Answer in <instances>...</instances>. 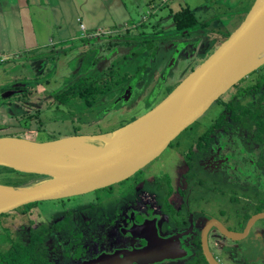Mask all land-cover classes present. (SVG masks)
I'll return each instance as SVG.
<instances>
[{
	"label": "flooded vegetation",
	"instance_id": "1",
	"mask_svg": "<svg viewBox=\"0 0 264 264\" xmlns=\"http://www.w3.org/2000/svg\"><path fill=\"white\" fill-rule=\"evenodd\" d=\"M245 14L246 12L243 18ZM97 47L89 52L95 54L98 49H102L99 45ZM205 47L206 43L203 45V48ZM158 48V46L151 48L153 57ZM114 52L112 51L111 55ZM105 53L107 54L106 51ZM141 54L136 56L139 57ZM263 67L264 64L256 69L258 73ZM100 76L101 79L104 78V75ZM135 83L128 82L123 88L118 84L109 98L116 96L117 102L130 100ZM129 85H133L132 92L128 98L121 97L124 96V90ZM263 88L264 83L259 90L262 91ZM250 91L256 92V90ZM236 97L234 96V99L240 101ZM104 99L101 97L99 101L104 103ZM261 101L263 100L259 102L264 108ZM262 114L264 118V111ZM236 128L231 132L211 122L198 130L187 145L179 150L174 149L171 168L164 169L161 166L162 169L158 168L157 171L156 168L148 169V166L169 146L173 147L171 142L184 130L181 131L159 156L127 178L136 175L133 182L123 184L124 186L127 184L126 189H116L114 185L123 183L127 179L101 188L110 194L125 191V194L129 193L130 196L121 206L118 202L121 199L114 198L115 202L98 207L100 212L95 216L94 222L83 214L77 217L72 215L75 210L80 212L83 207L84 214L88 209H94L96 206L93 201H88L80 209H75V206L65 209L60 207L57 211H61V214L58 217L52 215L53 221L50 224L46 221L47 218H44L45 215L41 211L43 207L40 206L38 212L48 225L64 218L68 219L64 228L53 230L51 236L48 237L47 234L44 237V251H47L46 256L49 260L47 262L51 261V264H210L209 256L218 264H224L221 260H230L231 256L237 255L236 252L242 254L244 251L248 253L259 251L263 259L261 258L258 263L248 261V264H264V218L256 219L240 239L224 235L213 224L218 221L227 230L241 233L244 232L252 215L264 212V140L259 142L251 137L248 132L251 129L242 132V129L236 130ZM254 129L255 126H252L253 131ZM95 135H103V133ZM38 178V180L42 179V177ZM95 191L87 193L88 195L92 192L97 193ZM247 193L249 196L245 195ZM77 196L80 195L67 199L74 201ZM217 201L223 203L225 208L220 205L215 210L214 204ZM57 202L64 204L62 201ZM258 207L261 208L260 211L256 210ZM259 223L263 225L258 226ZM223 238L237 244L232 248L231 255L227 246H221L220 253L213 249V246L217 247L220 244L219 239L221 241ZM239 242L247 244L240 246ZM91 243L93 249L90 247ZM146 249L147 251L144 252Z\"/></svg>",
	"mask_w": 264,
	"mask_h": 264
},
{
	"label": "rangeland",
	"instance_id": "2",
	"mask_svg": "<svg viewBox=\"0 0 264 264\" xmlns=\"http://www.w3.org/2000/svg\"><path fill=\"white\" fill-rule=\"evenodd\" d=\"M252 1L254 0H178L179 7L172 9L173 12H170L168 4L164 3L167 6L161 8L155 15L150 16L138 30L132 33L129 31L128 35L123 33L121 37L126 39L122 38L120 41L124 43H120L119 40L111 37V34L98 40L99 43L102 42L101 44L95 41V45L98 46L99 44L102 49L97 50L94 56L89 51H80L83 47L81 40H78L81 42L80 45H77V43L73 45L74 49L70 47L67 52H60L58 57L56 54L54 56L51 53L49 55L45 54V62L42 61L38 69L42 74L38 76L33 75L31 63L17 66L16 69L20 71V77H16L17 75L13 76L8 73L13 67L12 65H7V62H0V136H17L35 141H46L77 134H105L119 128L122 124H126L156 105L167 95L168 88H174L191 72L192 68L207 58L206 56H209L208 54L214 47L210 34L216 38L222 31L235 29L243 20L241 12L247 10V13L251 8ZM185 7H189L192 12L195 11L194 17L197 22L195 21V26L179 29L176 27L173 14L178 12V10L175 11L176 9L180 11ZM209 10L212 11V15L205 19L203 17L206 16L204 12H209ZM204 43H206L205 48H203ZM157 46L159 48L153 57L150 50L152 47ZM84 49L88 50L86 45H84ZM112 51L116 52L111 55ZM85 52L90 54L87 55ZM43 53H47V51ZM140 53L142 54L139 57L136 56ZM176 54L178 56L174 59ZM77 57H81V60L77 61ZM3 71L4 73H2ZM111 71L121 73V75L126 74L124 84L136 82L129 102L123 100L117 102L116 96L114 98L103 96V99L105 98L104 103L96 104V107L93 106L96 109L92 111L96 115L92 116L85 115L83 108H77V105L82 102L79 97L75 98L69 107L66 104L59 106L52 104L54 96L66 85L75 82V80L81 83L100 82L102 77L100 75H104L106 72L111 73ZM259 74L264 75V67ZM81 76L83 77L81 78ZM117 77L115 75L113 79ZM245 83L246 81H239L221 95L217 101L213 102L202 116L171 142L173 147L169 146L161 156L148 166V169L156 168L157 171L161 166L164 169L171 168L173 166L171 157L175 155L174 149L179 150L187 145L198 130L211 123L223 111L220 100L231 94L237 85L240 86ZM236 96L241 103L246 104L257 102L259 93L248 91ZM6 102L9 103L7 106ZM261 103L264 104V100ZM99 105L103 106L99 107ZM71 114H74L75 117H71ZM66 115L68 118H66ZM237 125L241 128L240 124ZM243 131L247 132V130ZM248 132L251 137L254 135L253 130ZM260 174L261 172L258 173V175ZM21 176V174L15 172H1L0 183L14 182ZM25 176L29 177L30 175ZM135 177L136 175L123 181V183L115 184L114 188L126 189L127 184L133 182ZM33 179L38 180L39 178ZM125 182L128 183L124 186ZM96 191L97 193L92 192L90 195L86 193L77 196L74 201L64 198L62 200L64 204L48 200L39 201L37 206L38 209L43 207V209L41 208L42 213L45 215L43 217L47 218L46 221L50 224L53 221L52 215L58 217L61 214V211H57L60 207L65 209L75 206V209H80L88 201H93L96 206L94 209H88L84 214L85 208L83 207L80 212L75 210L72 215L77 217L83 214L94 222L95 216L100 212L98 207L115 202L114 198L121 199L118 201L121 206L126 198L130 196L129 193L125 194V191L116 194H110V192L103 189ZM245 195L249 196L248 193ZM250 201L252 200L250 199ZM219 202L217 201L214 204L215 210L220 205L224 207L223 203ZM12 212V214L0 218V245L4 242H2V236L6 232H9L18 240L22 239L23 234L26 233L21 228L24 223L21 220V215L16 210H12ZM217 217L220 218L218 215ZM261 225L263 223L258 224V226ZM233 242L226 238L221 241L219 239L220 244L217 247L216 245L213 246V249L218 250L220 253L221 246H227L230 248L228 252L231 255L232 248L237 246L236 242ZM238 244L245 246L247 243L239 242ZM90 247L93 249L92 243ZM236 253L237 255L231 256L230 260L221 261L224 264H248V261L249 263H258L263 259L259 251L258 253L255 251L251 253L244 251L242 254Z\"/></svg>",
	"mask_w": 264,
	"mask_h": 264
},
{
	"label": "water",
	"instance_id": "3",
	"mask_svg": "<svg viewBox=\"0 0 264 264\" xmlns=\"http://www.w3.org/2000/svg\"><path fill=\"white\" fill-rule=\"evenodd\" d=\"M263 64L264 0H254L239 25L161 101L110 133L46 141L0 136V166L42 176L25 185L0 183V214L28 203L81 195L127 179L159 156L221 95ZM132 89L133 85L126 87L121 97L128 98ZM87 138L100 144L76 142ZM259 218H264V212L252 215L241 233L227 230L218 221L213 224L224 235L240 239ZM208 260L218 264L209 256Z\"/></svg>",
	"mask_w": 264,
	"mask_h": 264
},
{
	"label": "crops",
	"instance_id": "4",
	"mask_svg": "<svg viewBox=\"0 0 264 264\" xmlns=\"http://www.w3.org/2000/svg\"><path fill=\"white\" fill-rule=\"evenodd\" d=\"M164 3L170 12L179 7L178 0H0V62L13 66L9 75L20 77L16 67L25 63H31L33 75H41L38 69L45 62V54L58 57L81 42L80 51H89L97 47L95 41L99 43L110 34L120 41L123 33L138 30L167 6ZM245 12H241L242 16ZM204 14L208 19L212 11ZM225 31L216 38L210 34L213 45L219 44Z\"/></svg>",
	"mask_w": 264,
	"mask_h": 264
},
{
	"label": "trees",
	"instance_id": "5",
	"mask_svg": "<svg viewBox=\"0 0 264 264\" xmlns=\"http://www.w3.org/2000/svg\"><path fill=\"white\" fill-rule=\"evenodd\" d=\"M194 15L195 13L192 12L189 7L182 8L180 11L175 12L173 14V17L176 21V27L179 29L192 27L196 21ZM228 31H225L219 44L229 35L232 30ZM218 45H213L214 47L210 53H212ZM150 53H153L152 49L150 50ZM194 68H192L191 70H193ZM114 72L111 71V73H105L104 78L101 79L100 82L91 81L88 83H81L75 80V82L66 85L64 88L58 91V93L52 100V104H54L55 106L66 104L67 107H69L72 101L75 98L79 97L82 102L77 105V108H83V110L85 111L84 114L87 116L96 115L93 114L94 111L92 110L96 109H94L93 106L96 107V104L101 103V101H99L101 97L105 95L108 97L112 96L113 89L118 84H121L122 88L124 87L123 83L126 81V78L124 76L126 74L121 75V73L118 74V72ZM114 74L118 76L116 79H113V76H115ZM82 77L83 76H81V78ZM242 80L246 81V83L242 84L241 86L237 85L236 88L231 92V94H229L226 98L220 100L223 111L212 120V123H215L216 126L221 129L230 130L231 132L232 130H234V128H236V124H240L243 130H252V126H255L253 138L259 142H262L264 140V118L262 114L264 108L260 104L259 100H264V88L262 89V91L259 89L261 88V84L264 83V76L259 74L256 70ZM253 82L254 84H252ZM172 89L173 87L168 88L167 94ZM250 90H256V93H259L257 102L244 104L234 99V96H236V94H244L245 92H248ZM102 106L103 105H99V107ZM71 117L74 118L75 115L71 114ZM66 118H68L67 115ZM241 128L237 127L236 130ZM243 130L242 132H244ZM7 171L21 174V178L23 179L20 180L21 178H18L14 182H4L1 184L14 186L25 185L29 182H34L33 178L36 179L38 177H42L36 174L21 173L15 171L12 168L0 166V173H4ZM24 175L30 176L24 177ZM30 177L33 178L31 179ZM63 199L64 198L51 201L57 202L62 201ZM37 203L38 201L28 203L14 209L16 210V212H19V215H21V220L24 222L21 228L24 229L26 233L23 234V238L20 240L15 239L14 236L9 232H6L5 235L2 236V242H4L0 245V264H51V261L47 262L49 261L48 257L46 256L47 251H44V237L47 234L48 237L51 236L53 230H61L62 228H64V224L66 221H68V219L64 218L63 220L55 222L52 225H48L44 222V220H42V216L38 212ZM256 210L260 211L261 208L258 207ZM13 212L9 211L7 213L0 214V218L10 215Z\"/></svg>",
	"mask_w": 264,
	"mask_h": 264
},
{
	"label": "bare ground",
	"instance_id": "6",
	"mask_svg": "<svg viewBox=\"0 0 264 264\" xmlns=\"http://www.w3.org/2000/svg\"><path fill=\"white\" fill-rule=\"evenodd\" d=\"M76 142L81 143L83 145H88V144L98 145V144H100L99 141H97V140L95 141V140H93L91 138H87V139H76Z\"/></svg>",
	"mask_w": 264,
	"mask_h": 264
},
{
	"label": "built area",
	"instance_id": "7",
	"mask_svg": "<svg viewBox=\"0 0 264 264\" xmlns=\"http://www.w3.org/2000/svg\"><path fill=\"white\" fill-rule=\"evenodd\" d=\"M166 1H168V0H161V2H166Z\"/></svg>",
	"mask_w": 264,
	"mask_h": 264
}]
</instances>
